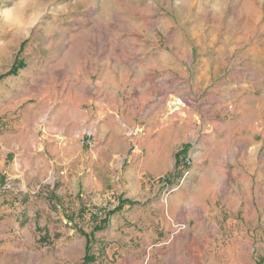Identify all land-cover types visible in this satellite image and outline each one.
I'll list each match as a JSON object with an SVG mask.
<instances>
[{
    "label": "rangeland",
    "instance_id": "1",
    "mask_svg": "<svg viewBox=\"0 0 264 264\" xmlns=\"http://www.w3.org/2000/svg\"><path fill=\"white\" fill-rule=\"evenodd\" d=\"M119 39L126 148L116 187L125 189L121 177L127 172L138 174L136 154L146 156L138 143L169 125L174 136L185 131L175 170L144 179L164 184L165 198L184 186L189 194L206 186L219 196L253 198L264 224V78L255 77L246 60L264 56V0H0V76L15 62L23 67L0 80V264H84L85 236L95 258L89 264L118 260V253L110 257L106 250L115 238L104 239V227L94 229L85 217L84 209H98L93 205L99 197L88 198L91 206L82 211L70 200L50 206V191L38 189L39 177L20 174L19 160L29 155L33 172L34 155L49 151L43 149L48 139L41 121L52 116L67 85L89 76L99 88L110 84L114 76L105 67ZM252 127L263 132L258 141ZM228 128L234 136L227 139ZM101 130L89 126L82 139L89 151L107 145ZM230 169L250 173H223ZM42 197H48L45 205ZM114 198L101 206L107 214ZM5 218L13 221L8 230ZM252 233L250 264H264V228Z\"/></svg>",
    "mask_w": 264,
    "mask_h": 264
},
{
    "label": "crops",
    "instance_id": "2",
    "mask_svg": "<svg viewBox=\"0 0 264 264\" xmlns=\"http://www.w3.org/2000/svg\"><path fill=\"white\" fill-rule=\"evenodd\" d=\"M105 10L109 12L111 9ZM241 58L244 60L247 57ZM256 58L246 60H250L251 72L255 77L261 75L264 78V56ZM108 61L105 69L111 78L114 76L108 86L99 88L92 85L90 76L81 84L66 86L62 96L57 98L60 100L57 109L50 113L52 116L41 121V127L46 132L45 138L48 139L43 149L49 151L34 155L37 167H34L33 172L31 162H28L30 156L24 155L19 160L20 163L24 162L20 174L24 177L28 174L39 177L38 189L50 191V206L55 202L67 205L70 200L72 206L82 211L83 207L91 206L88 198L97 195L99 198L93 205L98 207L96 213L84 209L88 212L85 217L94 225V229L104 227L100 231L104 233V239L109 240V235L115 238L114 244L106 250L110 257L112 253H118V260L110 264H250V235L254 234L252 231L264 228V224H260L262 218L256 213L253 198L246 202L239 195L227 198L220 193L219 196L217 188L206 190V186L193 194H189L191 190L187 187H180L169 198H165L161 191L164 184L148 183L143 177L148 174L151 179H158L175 170L177 154L182 144L186 143L181 139L185 131L178 130V135L174 136L170 126L164 125L156 133H148L138 143L141 149L146 150L144 158H141L143 152L136 154L140 164L133 171L136 170L138 174L132 176L131 171L127 172L124 178L121 177L126 180L125 189L116 187L117 178H114V174L116 170H122V166L119 168L118 165L126 148V141L122 138L123 54L120 39L118 49L115 47V54L110 55ZM73 74L76 75L75 72ZM100 93L105 95L102 99L98 97ZM56 120L62 125L55 123ZM93 124L102 127L101 131H105L108 142L97 153L89 151L87 145L82 143L89 126ZM231 130L227 129V139L229 135L234 136ZM259 136H263V132L252 127V140L258 141ZM212 138H217L215 130ZM55 144L66 147L61 151ZM54 154H58V157H54ZM211 170L219 174L217 168ZM223 173L242 175L250 171L230 169ZM204 190L206 192L203 193ZM113 196L115 202L109 207L112 210L121 207L114 214H107L101 206L107 208V202ZM117 196L120 197L118 202ZM47 199L42 197L43 205ZM127 200L135 204H124ZM52 215L57 220L61 219L57 212L53 211ZM2 225L8 230L13 221L5 218ZM84 238L87 248L88 239L86 236ZM70 258L73 261L74 257ZM50 262L42 260L36 264L54 263ZM57 264L68 263L59 261Z\"/></svg>",
    "mask_w": 264,
    "mask_h": 264
},
{
    "label": "trees",
    "instance_id": "3",
    "mask_svg": "<svg viewBox=\"0 0 264 264\" xmlns=\"http://www.w3.org/2000/svg\"><path fill=\"white\" fill-rule=\"evenodd\" d=\"M23 68L21 64L15 62V65L12 67V69L7 72L6 74H3L0 76V80L1 79H4L6 77H9V76H17L18 75V72L19 70ZM124 204H127V205H134L135 203H133L132 201H126ZM121 207V205L115 209L112 214H114L115 212H117V210ZM90 241L88 240V246H87V254H86V257L84 259V264H89V263H92L95 261V258L94 257H91L90 253H91V246H90Z\"/></svg>",
    "mask_w": 264,
    "mask_h": 264
},
{
    "label": "built area",
    "instance_id": "4",
    "mask_svg": "<svg viewBox=\"0 0 264 264\" xmlns=\"http://www.w3.org/2000/svg\"><path fill=\"white\" fill-rule=\"evenodd\" d=\"M173 191H176V190H173ZM173 191H172V192H173ZM91 213H92V214H93V213H96V210H92Z\"/></svg>",
    "mask_w": 264,
    "mask_h": 264
}]
</instances>
